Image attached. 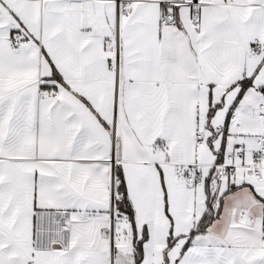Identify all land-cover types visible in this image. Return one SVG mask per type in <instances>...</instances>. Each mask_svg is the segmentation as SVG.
I'll return each mask as SVG.
<instances>
[{
	"label": "snow or ice",
	"instance_id": "1",
	"mask_svg": "<svg viewBox=\"0 0 264 264\" xmlns=\"http://www.w3.org/2000/svg\"><path fill=\"white\" fill-rule=\"evenodd\" d=\"M0 264H264V0H0Z\"/></svg>",
	"mask_w": 264,
	"mask_h": 264
}]
</instances>
